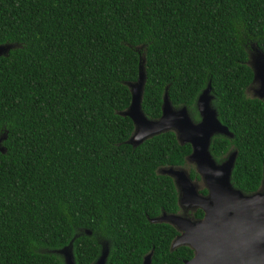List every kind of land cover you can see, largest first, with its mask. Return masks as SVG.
<instances>
[{
	"label": "trees",
	"instance_id": "16d2710c",
	"mask_svg": "<svg viewBox=\"0 0 264 264\" xmlns=\"http://www.w3.org/2000/svg\"><path fill=\"white\" fill-rule=\"evenodd\" d=\"M0 264H183L193 249H171L179 231L150 222L178 211L161 167L191 152L172 131L126 141L128 82L143 60L142 110L161 115L167 93L199 120L196 99L210 83L212 105L233 136L214 135L218 161L236 150L231 183L261 185L264 99L246 93L249 44L264 52V0H0ZM191 177H198L190 168ZM206 193V190H203ZM196 218L203 211L193 212ZM90 230L91 234L85 233Z\"/></svg>",
	"mask_w": 264,
	"mask_h": 264
},
{
	"label": "water",
	"instance_id": "95a60500",
	"mask_svg": "<svg viewBox=\"0 0 264 264\" xmlns=\"http://www.w3.org/2000/svg\"><path fill=\"white\" fill-rule=\"evenodd\" d=\"M19 46L9 42L0 44V55H7L9 50ZM248 54V64L253 71L251 87L252 97L264 99V52L255 44ZM143 61L140 60L138 77L127 85L131 101L127 109L120 114L128 116L134 125L133 133L126 141L137 146L145 139L162 132L175 133L180 144L189 143L191 152L185 157L188 164L195 166L202 178L208 194L200 193L199 184L189 176L183 166L161 167L158 173L172 178L178 195V204L184 213L201 209L203 216L194 218L188 214L166 213L150 222H167L178 231L171 249L187 245L193 249V256L183 264H264V168L260 187L252 193H244L231 183V173L237 151H231L226 159L217 162L213 159L209 146L216 135L232 137L233 133L221 123L216 108L212 105L213 95L208 82L196 99L200 116L194 121L186 106L175 107L164 94L161 115L151 119L142 110V94L145 83ZM248 87V88H249ZM0 136V151L5 152ZM85 233L91 234L90 230ZM57 249L63 257V264H75L72 242ZM153 249L145 254L141 264H151ZM108 248L101 246L100 255L94 264H107Z\"/></svg>",
	"mask_w": 264,
	"mask_h": 264
},
{
	"label": "flooded vegetation",
	"instance_id": "af4514ba",
	"mask_svg": "<svg viewBox=\"0 0 264 264\" xmlns=\"http://www.w3.org/2000/svg\"><path fill=\"white\" fill-rule=\"evenodd\" d=\"M192 118V117H191ZM194 120V119H193ZM199 120H200V116H199ZM199 120H197V121H199ZM195 121V120H194ZM216 135H219V134H216ZM176 136V135H175ZM177 139V138H176ZM212 139V138H211ZM211 143V142H210ZM209 150H210V146H209ZM211 153V152H210ZM230 153V152H229ZM228 153V154H229ZM228 154L224 157V159H226V157L228 156ZM211 155H212V153H211ZM212 157H213V155H212ZM213 159L214 160H216L217 162H221V161H223V160H220V161H218L216 158H214L213 157ZM187 164V162L185 161V163H184V165H181V166H183V167H185V165ZM186 168V167H185ZM190 168H193L194 170H195V172H196V174L198 175V177H191V174H190ZM187 170H188V173H189V176H190V178L192 179V180H194V181H196L200 186H199V192L200 193H202V194H204V195H206V194H208V192H206V193H204L203 192V190H206V187L204 186V184H203V181H202V178L200 177V175H199V173L196 171V169H195V166L194 165H192V164H188L187 165ZM207 191V190H206ZM197 210V209H196ZM196 210H194V211H196ZM194 211H189L188 213H184V211H182L181 210V208L179 207V204H178V211L177 212H175L176 214H188V216H191V217H194V218H196L194 215H193V212Z\"/></svg>",
	"mask_w": 264,
	"mask_h": 264
},
{
	"label": "rangeland",
	"instance_id": "374dc122",
	"mask_svg": "<svg viewBox=\"0 0 264 264\" xmlns=\"http://www.w3.org/2000/svg\"><path fill=\"white\" fill-rule=\"evenodd\" d=\"M254 42H251L250 44H249V50H248V54H249V52L252 50V48H251V45L253 44ZM143 61V60H142ZM246 93L249 95V96H252L253 95V91H252V89H251V87H249V88H247V90H246ZM187 165H188V163L185 165V167L187 168ZM101 246L102 245H105L103 242H101V244H100ZM108 248V247H107ZM57 252V251H56ZM58 254H60V253H58ZM61 255V254H60ZM62 256V255H61ZM63 258V257H62Z\"/></svg>",
	"mask_w": 264,
	"mask_h": 264
}]
</instances>
